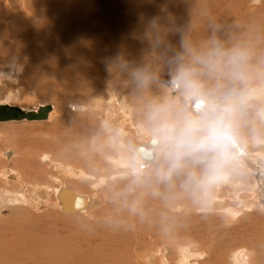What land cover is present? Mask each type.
I'll return each mask as SVG.
<instances>
[{
	"label": "rangeland",
	"instance_id": "1",
	"mask_svg": "<svg viewBox=\"0 0 264 264\" xmlns=\"http://www.w3.org/2000/svg\"><path fill=\"white\" fill-rule=\"evenodd\" d=\"M228 4L232 13L241 8L245 27L262 21L264 0ZM245 5L250 12L244 14ZM118 6H151L159 15L162 6L171 10L165 0H0V104L28 111L52 107L46 121L0 123V264H264V118L258 115L264 91L247 102L248 112L234 117L224 180L195 193L185 187L183 173L160 181L158 171L168 167L164 156L157 151L145 165L134 149L153 136L151 109L169 91V58L180 45H159L155 56L148 41L138 46L142 54L134 55L135 63L162 69L160 80L144 89L129 74L103 75L59 42L89 36L113 53L133 51L144 34L112 24ZM10 17H27L18 25L33 29L39 40L6 33ZM133 20H140L139 13ZM203 24L195 39L183 34L198 47L212 37L208 21ZM215 30L229 45L240 43L218 25ZM173 38L181 42L176 31ZM248 47L256 54L253 64L264 65V46ZM248 86L264 88V72L253 74ZM195 170L200 174L202 167ZM60 187L93 197L86 213L61 212L55 199ZM239 252L248 253L249 262Z\"/></svg>",
	"mask_w": 264,
	"mask_h": 264
},
{
	"label": "clouds",
	"instance_id": "2",
	"mask_svg": "<svg viewBox=\"0 0 264 264\" xmlns=\"http://www.w3.org/2000/svg\"><path fill=\"white\" fill-rule=\"evenodd\" d=\"M162 12L164 15L145 22L144 36L153 48L164 43L169 31L166 23L172 20L166 6ZM254 59L256 54L244 44L229 45L213 36L205 46L197 47L181 33L180 50L169 58V91L162 102L152 106L150 114L158 154L168 164L157 173L160 181L171 182L183 173L185 187L195 193L224 178V169L232 159L234 117L248 101L260 99L259 93L264 91L248 86L253 74L264 72V65L253 64ZM105 63L126 71L140 88L148 89L160 80L162 69L130 61L122 48L106 57ZM171 92L177 95L173 97ZM180 99L183 104H178ZM258 115L264 118V110ZM197 166L202 167L200 174Z\"/></svg>",
	"mask_w": 264,
	"mask_h": 264
},
{
	"label": "bare ground",
	"instance_id": "3",
	"mask_svg": "<svg viewBox=\"0 0 264 264\" xmlns=\"http://www.w3.org/2000/svg\"><path fill=\"white\" fill-rule=\"evenodd\" d=\"M229 1H231V0H193V2L191 0H187V1H184V0H165L166 3H169L171 5V10L168 11V9H167V11L172 13V21H171L172 24L169 27H167L169 29V31L167 32V35L165 36L164 43L160 44V46L169 47V48H171V50H173L174 48H177L180 45V40L173 38V33L175 31L177 32L178 35H180L182 33L188 37L193 34V37L195 39V37H196L195 35L198 36L200 31L204 27L203 23L205 21H208V27L212 31V33H211L212 37L217 35L216 30H215V26L218 25L219 27L222 28V30L226 31L227 35H231V37H233V36L236 37V39H238L240 44H244L246 46H248V45L256 46L257 44H259L260 46L263 47L264 46V16L262 17V21L260 23L258 22L255 24L253 22L254 23L253 25L245 27V25L242 21L243 20L242 19L243 14H242L241 8L240 9L238 8L234 13H232L230 10L229 4H228ZM234 1H236V0H234ZM246 1L248 4L250 0H246ZM5 2H7V1H5ZM187 3H189V4H187ZM192 6H193V8L197 7L196 8L197 10H192ZM26 7L27 6L25 5V8ZM90 7L95 8L96 6H94L93 4H90ZM244 7H245V9L243 12L245 14L247 11L250 10V7L246 6V5ZM59 10H60V8L54 10L52 16L48 17V20H52L54 18V16L59 12ZM97 10L100 12V14H103V12H104V8L101 5H97ZM136 12L139 13L140 20H133V17L136 15ZM8 13H9V11H8ZM32 15L35 16L38 14L33 12ZM155 15H159V14L156 11H154L151 8V6L150 7L149 6L148 7H143V6L141 7L140 6V8H133V9H127L123 6H118L116 9V13L114 14L112 24L115 26L122 27L125 31H127L131 34H141V31L144 34L146 20L152 16H155ZM17 17H18V14H17ZM141 17H143V19ZM9 19H11V21L9 20L10 22L6 26H4L5 28H7V29H5L6 33H8V34L13 33L14 36H18L19 34H26V35L36 34V37L34 38V40H31L29 37L28 38L31 40V43H34V42L39 40L40 36L38 35L37 32H33L32 31L33 29H31L29 27H20L19 25L21 24V22L18 25L17 21H27V17H20V18H13V19L10 17ZM249 21L251 22V20H249ZM138 22H140L141 30L137 25ZM192 28H193V31L192 30L188 31V29H192ZM90 31L93 34L95 33L94 30H90ZM139 41L140 42H138V44L135 46L133 51H129L128 53L125 54L126 57L130 61L134 60L135 54H139V55L142 54V51L139 50L138 46L144 45L143 43H145L147 40H146L145 36L141 34V38L139 39ZM141 41H143V43ZM233 41H236V40H233ZM59 42L63 43V46L65 47V49L68 52H74L84 62H86L88 64L89 63L93 64L97 67H101L100 70L103 71L102 74L105 76H109L112 79L114 77H116V75H119V73L123 74V76H128V73L126 71L122 70L118 66L112 65L111 68L106 70V66L109 65V63H105V59H106V57H109L110 55H112L114 53L111 52L106 47L105 43H103L100 39H99V41H94V43H91V37L88 36L86 38V41H84V42L77 41V42L71 43V44H65L64 40L59 41ZM194 45H197V47L199 46V44H196V42H194ZM98 50H100V52H98ZM97 52L100 53L99 56L97 55ZM155 55H159V53L156 52V49L154 48L153 49V56H155ZM96 70L98 71V69H96ZM117 72H118V74H117ZM0 80H1V78H0ZM0 105H8V104H0ZM9 106L18 107V106H14V105H9ZM39 107H41V106H39ZM18 108H20V107H18ZM20 109H22V108H20ZM37 109L31 110V111H37ZM22 110L28 111V110H25L24 108ZM248 111H249L248 106H245V107L240 108L236 114L241 115L242 113H245ZM51 114H52V109L48 114L47 120L49 119ZM8 122H20V121H8ZM32 122H42V121H32ZM0 123H7V122H0ZM152 139H154L153 136H151V138H146L145 140L141 141L139 143V145H137L134 149L137 157L143 159L145 165L152 163L157 157V145L152 143ZM253 140L254 139H252L250 141H253ZM139 146L144 148L145 150L150 151L152 153V159L148 160V159H144V158L140 157L136 151L137 147H139ZM80 151L78 150L79 154H80ZM82 152H84V151H82ZM254 157L263 158V155L260 153H255ZM44 159L48 160V157H44ZM85 159H88V158H85ZM234 159L237 160V158H234ZM262 161H264V160H262ZM84 162H85V160H84ZM138 162H140V161H138ZM136 171L141 173V170H136ZM6 177H8V176H6ZM10 177H9V179L13 180ZM6 180H7V178H6ZM253 182L256 183V180L253 179ZM61 188H65V187H60L59 189H61ZM59 189L55 192V199H56L57 207L60 209L61 212H63L61 210V204H60L59 200L57 199V193L59 192ZM66 189H68V188H66ZM72 192L77 194L78 196L87 198L89 200V204H87V206L84 209H82L81 211H78L76 213H73V214H77V213H81V212L86 213L85 211H87V209H89L88 207H90V205L93 203V197L84 196V195H81V194L76 193L74 191H72ZM248 196L251 197L250 194H248V195L247 194H241V195L239 194V197H241V198L242 197H248ZM65 214H67V213H65ZM67 215H72V214H67ZM237 255H240L242 260H245V263L249 262V256L250 255L248 253L239 252ZM113 264H115V263L113 262ZM233 264H241V263L238 261H233Z\"/></svg>",
	"mask_w": 264,
	"mask_h": 264
},
{
	"label": "water",
	"instance_id": "4",
	"mask_svg": "<svg viewBox=\"0 0 264 264\" xmlns=\"http://www.w3.org/2000/svg\"><path fill=\"white\" fill-rule=\"evenodd\" d=\"M50 105L41 106L37 111H23L18 107L9 105H0V122L8 121H45L47 120L48 114L51 111ZM152 143L156 145L155 139H152ZM138 155L144 159H152V153L145 150L142 147L136 149ZM57 199L61 204V210L67 214H73L84 209L89 200L87 198L78 196L71 190L66 188L59 189L57 193Z\"/></svg>",
	"mask_w": 264,
	"mask_h": 264
},
{
	"label": "crops",
	"instance_id": "5",
	"mask_svg": "<svg viewBox=\"0 0 264 264\" xmlns=\"http://www.w3.org/2000/svg\"><path fill=\"white\" fill-rule=\"evenodd\" d=\"M251 259V257L249 256V260Z\"/></svg>",
	"mask_w": 264,
	"mask_h": 264
}]
</instances>
